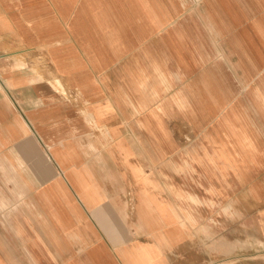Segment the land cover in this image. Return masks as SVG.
<instances>
[{"label": "crops", "instance_id": "crops-1", "mask_svg": "<svg viewBox=\"0 0 264 264\" xmlns=\"http://www.w3.org/2000/svg\"><path fill=\"white\" fill-rule=\"evenodd\" d=\"M0 264H264V0H0Z\"/></svg>", "mask_w": 264, "mask_h": 264}]
</instances>
